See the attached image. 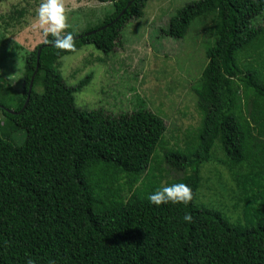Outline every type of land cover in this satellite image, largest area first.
Listing matches in <instances>:
<instances>
[{"label":"trees","instance_id":"obj_1","mask_svg":"<svg viewBox=\"0 0 264 264\" xmlns=\"http://www.w3.org/2000/svg\"><path fill=\"white\" fill-rule=\"evenodd\" d=\"M99 1L114 10L67 31L78 50L109 54L148 0ZM262 12L264 0H192L170 17L167 35L183 38L203 20L213 40L194 86L200 124L184 146L164 145L167 123L144 104L120 113L78 106L90 77L65 81L60 61L70 53L45 41L31 50L23 89L0 84V264H264ZM217 148L240 189L235 221L198 201L202 165ZM164 162L182 175L164 183ZM173 183L189 185L194 200L149 202Z\"/></svg>","mask_w":264,"mask_h":264},{"label":"rangeland","instance_id":"obj_2","mask_svg":"<svg viewBox=\"0 0 264 264\" xmlns=\"http://www.w3.org/2000/svg\"><path fill=\"white\" fill-rule=\"evenodd\" d=\"M189 1L192 0H148L144 14L125 25L119 43L109 54L86 44L77 53L64 55L61 72L69 85L90 77V82L76 93V104L88 109L104 107L115 113L144 104L161 114L167 123L164 145L184 146L186 132L200 124L194 86L208 61L206 49L213 42L203 20L195 21L183 38L167 35L170 17ZM40 3L41 0H0L3 90L9 86L17 91L23 89L27 55L45 41L43 30L34 26ZM64 3L70 29L74 31L96 24L115 8L113 3L99 0H64ZM20 11L23 13L19 14ZM262 22V18L257 19V23ZM261 54L264 57V48ZM0 98L3 99L1 95ZM23 136L18 133L17 139ZM213 157L202 165L198 201L235 221L244 216L242 204H237L240 189L236 175L224 162L226 155L221 149H215ZM163 167L164 183L183 173L167 162Z\"/></svg>","mask_w":264,"mask_h":264},{"label":"clouds","instance_id":"obj_3","mask_svg":"<svg viewBox=\"0 0 264 264\" xmlns=\"http://www.w3.org/2000/svg\"><path fill=\"white\" fill-rule=\"evenodd\" d=\"M43 30L46 43H52L59 53H77L76 37L70 31H67L71 25L69 16L65 7L64 0H41L36 13V25ZM51 40H48V37ZM65 59V57H61ZM195 198L192 188L185 183H173L163 186L148 196V200L155 206H161L167 203L187 205ZM187 223H193L194 217L186 213L183 217ZM26 264H35L30 258ZM49 264H54L50 261Z\"/></svg>","mask_w":264,"mask_h":264},{"label":"water","instance_id":"obj_4","mask_svg":"<svg viewBox=\"0 0 264 264\" xmlns=\"http://www.w3.org/2000/svg\"><path fill=\"white\" fill-rule=\"evenodd\" d=\"M40 52H41V48H40L39 51H38V53H39L38 58H39V56H40ZM38 68H39V63L37 64V69L34 71V74H33V76H32L31 83H30V89H31L32 86H33V81H34V78H35V76H36V74H37V72H38ZM27 102H28V100L26 101L25 105L27 104ZM11 111H12V110H11ZM12 112H13V111H12Z\"/></svg>","mask_w":264,"mask_h":264}]
</instances>
